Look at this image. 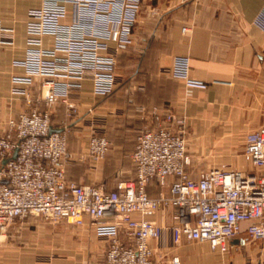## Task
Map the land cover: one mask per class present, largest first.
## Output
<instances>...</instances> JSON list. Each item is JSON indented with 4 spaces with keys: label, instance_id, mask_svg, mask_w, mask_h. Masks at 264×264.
Instances as JSON below:
<instances>
[{
    "label": "built area",
    "instance_id": "obj_1",
    "mask_svg": "<svg viewBox=\"0 0 264 264\" xmlns=\"http://www.w3.org/2000/svg\"><path fill=\"white\" fill-rule=\"evenodd\" d=\"M143 2L42 0L28 11L24 55L12 61L23 71L11 76L9 87L22 109L7 118L0 133V236L30 215L78 227L88 220L108 243L104 264H181L175 251L184 242L209 243L229 253L234 249L230 241L252 220L259 221L245 230L248 240L264 241V126L246 136L250 170L213 168L195 179L188 170L186 119L155 107L146 111L152 126L139 132L132 154L135 180L108 190L68 178V124L55 126L53 112L62 105L67 122L77 117L75 98L86 81L96 97L115 91L117 55L133 44ZM9 20H15L14 13L0 17V50L16 43V28L5 23ZM257 24L264 30V13ZM2 60L0 55V78ZM170 73L188 86L205 85L191 77L186 57L176 58ZM111 145L95 126L86 157L98 163ZM151 184L159 189L155 196L149 193ZM160 214L169 215V225Z\"/></svg>",
    "mask_w": 264,
    "mask_h": 264
},
{
    "label": "crops",
    "instance_id": "obj_2",
    "mask_svg": "<svg viewBox=\"0 0 264 264\" xmlns=\"http://www.w3.org/2000/svg\"><path fill=\"white\" fill-rule=\"evenodd\" d=\"M41 3L0 0V17L14 13L15 20L5 23L14 26L17 33L15 46L0 50V133L7 118L22 109V100L9 95L11 76L23 71L13 67L12 61L23 57L28 11ZM263 13L264 0H144L134 43L119 57L127 74H137L135 80L104 98L94 96L92 83L86 81L81 96L75 98L84 108L82 121L100 119L97 126L110 138L111 149L96 170L88 158L84 164H71L68 178L104 183L108 190L116 189L119 182L135 180L136 166L129 155L132 159L139 132L152 126L151 118L142 116L139 106L148 110L157 107L185 118L192 154L212 158L223 154L220 162L204 171L197 169L199 162L190 154L191 177L200 178L213 168L250 170V158L244 148L243 154L238 153L236 145L241 142L244 146L246 136L264 126V30L257 24ZM178 57L189 59L191 77L203 81L204 87L188 86L185 80L171 76ZM64 118L65 107L59 105L53 112V124L59 126ZM76 146L77 139L71 136L72 153L86 150ZM158 192L151 184L149 193L155 196ZM159 219L168 225L171 222L169 215L165 218L160 214ZM31 225L16 224L9 229L10 239L0 245V264L88 263L89 255L82 249L58 250L54 229H50L51 234L44 232L45 227ZM230 244L234 249L222 253L209 243L184 242L175 254L181 264H264V241H249L244 230ZM154 246L160 250L156 242Z\"/></svg>",
    "mask_w": 264,
    "mask_h": 264
},
{
    "label": "rangeland",
    "instance_id": "obj_3",
    "mask_svg": "<svg viewBox=\"0 0 264 264\" xmlns=\"http://www.w3.org/2000/svg\"><path fill=\"white\" fill-rule=\"evenodd\" d=\"M134 32H135V29H134ZM133 43H134V41H133ZM125 51H122V52H120L117 55V57H118V66L117 67L118 68L116 70V74H117V77H118V79H117L118 82H117V86L115 88V91L120 89V88H122L123 86L125 87L127 82L134 81L135 78H136V75H137V74H134L135 72L131 73L130 75L127 74L126 70H124V68H122L120 66V62H119L120 58L119 57L121 55H123L125 53ZM138 89L142 90L143 88L142 87H138ZM100 98H104V97H100ZM76 105L78 106L79 104L76 103ZM79 106H78V108H79L80 112L78 113L77 117H74L73 119L69 120L68 122L66 121V119H65L66 117H65L64 120H62L61 123L59 124L61 126L64 123L68 124V139L71 138V136L76 137V139H77V146L76 147L77 148L79 146L81 147V149L86 147L85 151L75 152V153H72L70 151V149H69V151L72 154V156H73V154H74V156L72 157V161L69 163L68 167L71 164L73 165V164L81 163V162L84 164V163L87 162L86 158H88V157H86V156H87V147H88L89 136L91 135L92 128L93 127L95 128V126L100 125V123H101L100 119H97V118L92 119L91 122L82 121L81 117L83 116V114H82L83 112L82 111H84V108L81 107V106L79 107ZM141 107L143 108L144 106H139V109ZM144 108H146V107H144ZM146 111L148 112V111H151V110H148L146 108L145 112L144 111H142V112L140 111V113H142L141 114L142 116H146V117L149 118L150 115H148L149 113H147ZM79 122H80L79 127H76L77 123H79ZM97 127H100V126H97ZM86 128H88V129H86ZM186 137H187V134H186ZM187 144H188V142H187ZM240 145H241V142H239L236 145L237 147H240L238 153L243 154L244 153L243 152L244 146L243 145L240 146ZM188 148H189V145L187 147V150H188V155L190 157V164H191V155H192V157H195L197 162H199L198 163L199 167H197V169H199L201 171H204V170H207V169L211 168L210 165H212V163H218L223 158L222 157L223 154H220V153L218 155H214V156H216L214 158H212L211 156L208 157L209 155H207V156L206 155H201V154L198 155V153H196V152H195V154H192L191 152H189ZM129 160L130 161L132 160L131 159V155H129ZM103 161L104 160H101L98 163H92L89 160V165H91V167L94 170H96L95 167L99 166L100 164H102ZM68 167H67V170H68ZM92 173L94 175L96 174V173H94V171ZM69 179L70 180H74V179H71V178H69ZM74 181H76L78 183H81V184H103V185H106L104 183H85V182H80L79 180H74ZM120 183L121 182H119L118 185ZM26 223L32 224L31 225L32 228H36V226H39V228L42 229V228L45 227V229H47V231H44V232H50L51 234L54 232V235H55L54 239L58 243V244H55V245H56V248H58V250H63L64 248L66 249L67 247L68 248L70 247V248L82 249V250L87 252V255H89V261H88L87 264H104L105 255H106V251H107V248H108L107 247L108 243L105 240H101L100 237H98L96 235L95 231L92 228V225L90 224V222L88 220L86 221V224L84 226L78 227V226H75V225H70V224H68L67 222H64V221L60 222V223H52V222L44 219L41 216L30 215V216H27L26 218L16 220L9 227V229L12 226L16 225V224H18V225L20 224L21 225V224H26ZM51 228L54 229V231L52 230L53 232L50 230ZM9 229H8V232H7L6 236H3V237L0 236V245L5 243L6 240L10 239ZM59 248H62V249H59ZM63 253H64V251H63Z\"/></svg>",
    "mask_w": 264,
    "mask_h": 264
},
{
    "label": "water",
    "instance_id": "obj_4",
    "mask_svg": "<svg viewBox=\"0 0 264 264\" xmlns=\"http://www.w3.org/2000/svg\"><path fill=\"white\" fill-rule=\"evenodd\" d=\"M52 131H54V130H52ZM17 156V151L15 152V154H14V158ZM7 162V160H3V165L5 164ZM257 221H259V220H252V221H248V222H244L243 224H242V231H244V230H246L248 227H250V225L253 223V222H257Z\"/></svg>",
    "mask_w": 264,
    "mask_h": 264
},
{
    "label": "trees",
    "instance_id": "obj_5",
    "mask_svg": "<svg viewBox=\"0 0 264 264\" xmlns=\"http://www.w3.org/2000/svg\"><path fill=\"white\" fill-rule=\"evenodd\" d=\"M108 136V135H107ZM110 139V138H109Z\"/></svg>",
    "mask_w": 264,
    "mask_h": 264
}]
</instances>
